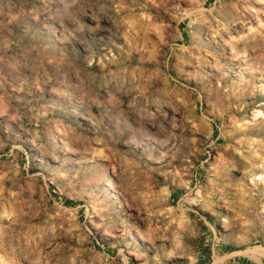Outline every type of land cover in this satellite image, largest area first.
Segmentation results:
<instances>
[{
	"label": "rangeland",
	"instance_id": "1",
	"mask_svg": "<svg viewBox=\"0 0 264 264\" xmlns=\"http://www.w3.org/2000/svg\"><path fill=\"white\" fill-rule=\"evenodd\" d=\"M263 114L264 0H0V264H264Z\"/></svg>",
	"mask_w": 264,
	"mask_h": 264
},
{
	"label": "bare ground",
	"instance_id": "2",
	"mask_svg": "<svg viewBox=\"0 0 264 264\" xmlns=\"http://www.w3.org/2000/svg\"><path fill=\"white\" fill-rule=\"evenodd\" d=\"M218 100H219V99H218ZM217 102H218V101H217ZM255 113H256V112H255ZM262 113H263V112L259 111L255 116L262 115ZM263 115H264V114H263ZM258 121H260V120L258 119ZM258 121H257V122H258ZM257 122H256V123H257ZM263 123H264V122H263ZM257 125H259V123H258ZM261 125H263V124H261ZM260 127H261V126H260ZM253 128H254V126H253ZM256 128H259V127H256ZM256 128H255V130H256ZM262 128H263V127H262ZM252 130H253V129H252ZM254 132H255V131H254ZM257 134H258V131H257ZM254 140H255V139H254ZM258 157H259V156H257L256 158H258ZM258 159H259V158H258ZM228 162H229V161H228ZM228 162H227V163H228ZM238 162H239V161H238ZM254 162H255V161H254ZM227 165H228V164H227ZM231 166H232V165H231ZM258 166H260V165H258ZM228 167H229V166H228ZM255 168H256V167H255ZM227 169H228V168H227ZM229 170H230V167H229ZM256 170H257L256 172H259L260 168H257ZM221 171H222V170H221ZM225 171L227 172V170H225ZM225 171H224V172H225ZM253 171H254V170H253ZM246 172H247V171H246ZM260 172H261V171H260ZM243 174H246V173H243ZM241 175H242V173H241ZM242 176L245 177V175H242ZM250 177H251V176H250ZM250 177H249V178H250ZM257 177H258V176H257ZM251 178H253V173H252V177H251ZM241 179H242V178H241ZM243 179H244V178H243ZM245 179H246V178H245ZM258 179H259V178H258ZM260 179H263V175H260ZM252 180L256 182V181H257V178L255 177V178H253ZM258 181H259V180H258ZM258 181H257V182H258ZM257 182H256V183H257ZM259 182H260V181H259ZM240 183H241V182H240ZM108 184H110L109 181H108ZM110 186H111V185H110ZM254 186H256V184H255ZM102 189H103V188H102ZM104 189H105V188H104ZM104 189H103V190H104ZM108 190H109V189H108ZM105 191H106V190H105ZM166 196H167V195H166ZM170 211H171V210H170ZM117 217H119V216H117ZM182 220H183V219H182ZM182 220H181V221H182ZM175 222H176V221H175ZM172 223H173V222H172ZM182 223H184V222H182ZM182 223H181V224H182ZM178 224H180V223H178ZM184 224H185V223H184ZM186 226H187V225H186ZM180 227H182V226H180ZM180 227H179V228H180ZM187 227H188V226H187ZM182 228H185V227H182ZM165 230H166V229H165ZM181 230H182V229H181ZM186 231H187V228H186ZM179 232H180V231H179ZM157 233H158V232H157ZM184 233H185V232H184ZM18 235H19V234H18ZM179 235H180V234H179ZM23 236H24V234H23ZM23 236H22L21 239H23ZM25 237H26V236H25ZM25 237H24V239H25ZM19 238H20V236H19Z\"/></svg>",
	"mask_w": 264,
	"mask_h": 264
}]
</instances>
